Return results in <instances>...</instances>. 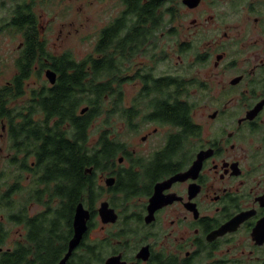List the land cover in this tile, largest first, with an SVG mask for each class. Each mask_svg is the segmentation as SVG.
I'll use <instances>...</instances> for the list:
<instances>
[{
	"label": "flooded vegetation",
	"instance_id": "flooded-vegetation-1",
	"mask_svg": "<svg viewBox=\"0 0 264 264\" xmlns=\"http://www.w3.org/2000/svg\"><path fill=\"white\" fill-rule=\"evenodd\" d=\"M116 2L94 32L92 51L77 58L71 49L54 52L48 36L58 15L68 13L64 0H0V34L22 38L15 54L0 57H13L15 67H0V93L14 94L7 110L27 97L17 95L20 59L36 60L30 92L54 85L47 77L51 69L59 78L52 61L71 54L87 72L97 61L98 76L111 80L109 116L121 117L130 138L113 119L104 121L110 126L99 131L97 163L88 167L94 210L82 201L91 213L88 228L66 264H84V256L89 264H264V0ZM22 4L35 17L33 45L44 55L40 48L26 54L29 40L16 20ZM41 4L66 12L54 9L49 21ZM43 75L50 85L30 84ZM103 132L119 142L117 151H99ZM37 174L35 153L14 142L0 114V264L19 261L21 253L35 259L32 221L44 210L31 197ZM104 202L115 221H103ZM35 204L42 209L32 211ZM73 235L72 222L50 264L63 259Z\"/></svg>",
	"mask_w": 264,
	"mask_h": 264
},
{
	"label": "trees",
	"instance_id": "trees-1",
	"mask_svg": "<svg viewBox=\"0 0 264 264\" xmlns=\"http://www.w3.org/2000/svg\"><path fill=\"white\" fill-rule=\"evenodd\" d=\"M26 7L30 6H20L16 19L18 28L29 40L26 54L31 50L37 55L36 51L40 48L44 55L43 46L33 45L39 36L35 17L26 13ZM70 55L52 61L53 68L59 72L54 85H43L40 89H30V92L26 82L36 60L28 56L20 59L17 63L20 70L17 95L27 97L18 110L10 111L5 107L6 98L14 96L12 92L0 93V114L9 119L14 142L19 143V147L28 148V151L33 150L36 155L38 174L31 197L44 206V210L32 221L37 244L35 259L29 261L27 254L21 253L19 261L11 259V264H50L55 261L60 256V247L71 237L77 204L84 201L94 210L95 187L93 175L87 172V168L95 165L97 158L89 141L91 126L103 112L105 98L113 97L107 94L111 80L107 76H98L93 68L97 61H91L92 68L87 72L85 64ZM83 103L89 108L80 113L79 107ZM37 113L44 116L37 118ZM15 114L20 116L19 122L14 121ZM54 118L56 120L50 124ZM101 145L99 151L103 153L119 149V142H111L104 132ZM88 259L84 256L81 262L89 264Z\"/></svg>",
	"mask_w": 264,
	"mask_h": 264
},
{
	"label": "rangeland",
	"instance_id": "rangeland-1",
	"mask_svg": "<svg viewBox=\"0 0 264 264\" xmlns=\"http://www.w3.org/2000/svg\"><path fill=\"white\" fill-rule=\"evenodd\" d=\"M83 1V9H80ZM116 0H64L65 5H69V10L67 14H59L58 18L53 21L52 29L49 31L48 36L51 42V49L55 52H62L67 49H71L73 54L80 58L84 56L86 53L91 52L93 49V45L95 42V30H98L100 26H102L106 21H108L115 12L116 8ZM45 4H41L38 8H44V14L46 19L49 18V21L53 15H55V10H63L64 8H58L55 5L51 7V11L48 6ZM55 9V10H54ZM1 14L3 12H0ZM63 29V34L60 35V30ZM77 29L79 32H77ZM15 39V40H14ZM22 40L21 37L13 38L8 37L7 35L0 34V57H6L9 51H13L14 54L16 52L17 45ZM15 56V55H14ZM0 67L2 70L11 71L13 70L14 63L13 57L6 62L0 63ZM46 77L43 75L42 78L33 77L30 79V84L32 86L38 87L45 80ZM48 85H50L49 81L45 80ZM26 98V97H25ZM23 102V100H22ZM110 102V97L107 96L105 98V102L103 105V112L100 116H98L91 126V135H90V145H94L96 142V138L98 137L99 131L105 127H109L104 123L106 118H111L115 121L114 127L119 130V133H123L124 139H130L128 137V133H125L124 128L122 127L121 117L117 115H110L108 110V104ZM88 105L83 103L79 107L80 109L87 107ZM110 120V119H109ZM140 133L139 135H141ZM22 200V195H21ZM42 209V206L35 204L32 208V211H39ZM94 232H91V236Z\"/></svg>",
	"mask_w": 264,
	"mask_h": 264
},
{
	"label": "water",
	"instance_id": "water-1",
	"mask_svg": "<svg viewBox=\"0 0 264 264\" xmlns=\"http://www.w3.org/2000/svg\"><path fill=\"white\" fill-rule=\"evenodd\" d=\"M47 77L52 84H55L57 81V73L51 69L47 71ZM88 106L81 109V113H85L88 110ZM91 171V168L87 169V172ZM112 183V180L109 181ZM100 213L102 215L103 221H115V211L109 208L107 202H104L100 208ZM90 210L84 206V203L81 201L77 204L74 213V220H73V229L74 235L69 242V250L63 259L58 264H66L67 260L71 256L73 250L79 245L81 242L84 233L87 231L88 225L87 221L90 217Z\"/></svg>",
	"mask_w": 264,
	"mask_h": 264
}]
</instances>
